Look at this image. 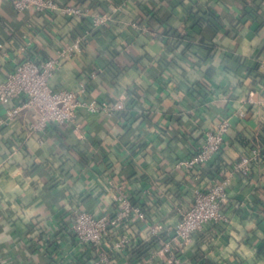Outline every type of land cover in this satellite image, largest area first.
<instances>
[{"label":"crops","instance_id":"0c3cea01","mask_svg":"<svg viewBox=\"0 0 264 264\" xmlns=\"http://www.w3.org/2000/svg\"><path fill=\"white\" fill-rule=\"evenodd\" d=\"M59 1L112 19L61 60L49 86L126 109L79 110L74 123L30 135L23 117L0 126V264L96 262L71 229L75 211L115 221L106 243L127 238L100 264H264V0ZM88 21L1 1L0 81L24 58L56 56ZM221 117L231 127L216 160L176 168ZM253 150L259 160L227 189L229 223L177 238L194 190Z\"/></svg>","mask_w":264,"mask_h":264},{"label":"built area","instance_id":"2783aa9c","mask_svg":"<svg viewBox=\"0 0 264 264\" xmlns=\"http://www.w3.org/2000/svg\"><path fill=\"white\" fill-rule=\"evenodd\" d=\"M3 0H0V2ZM16 12L33 9L38 13H57L65 17H82L89 21L88 28L77 36L56 56L42 58L32 55L19 61L13 70L0 81V106L5 110V119L0 126L8 125L17 117L24 118V127L28 135L43 133L51 125L74 123L79 110L107 116L118 115L125 111L121 101H96L87 99L79 92L66 89L54 90L49 86V79L59 68L61 60L73 58L82 51V43L88 35L108 25L112 17L109 13L91 12L88 8L62 4L59 0H7ZM30 43L26 44L29 45ZM82 92V89H81ZM15 101V102H14ZM243 112H239V116ZM231 127L229 118L221 117L214 128L203 135V143L189 157L178 160L176 168L193 171L200 166L214 161L221 149L224 137ZM260 158L258 151L252 156H243L232 163L228 172H220L217 180L206 189H195L191 205L181 213L175 236L188 243L192 234L202 230L207 224L229 223V217L223 210L227 189L234 175L246 176L252 161ZM123 198L120 193L117 199ZM127 202L122 204L119 217H126L130 209ZM134 215L144 219L145 215L139 207L132 208ZM115 223L107 215L96 217L89 212L75 211L71 229L80 247L93 249L98 260L93 264L108 262V253L124 246L127 238L106 243L104 240L111 224Z\"/></svg>","mask_w":264,"mask_h":264},{"label":"trees","instance_id":"16d2710c","mask_svg":"<svg viewBox=\"0 0 264 264\" xmlns=\"http://www.w3.org/2000/svg\"><path fill=\"white\" fill-rule=\"evenodd\" d=\"M112 101V100H111Z\"/></svg>","mask_w":264,"mask_h":264}]
</instances>
